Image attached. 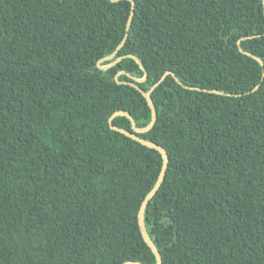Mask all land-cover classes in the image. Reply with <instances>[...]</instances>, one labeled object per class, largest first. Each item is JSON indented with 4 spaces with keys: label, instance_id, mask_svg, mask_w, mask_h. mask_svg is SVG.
Wrapping results in <instances>:
<instances>
[{
    "label": "trees",
    "instance_id": "1",
    "mask_svg": "<svg viewBox=\"0 0 264 264\" xmlns=\"http://www.w3.org/2000/svg\"><path fill=\"white\" fill-rule=\"evenodd\" d=\"M134 1L0 0V264H158L128 82L162 264H264V0Z\"/></svg>",
    "mask_w": 264,
    "mask_h": 264
},
{
    "label": "water",
    "instance_id": "2",
    "mask_svg": "<svg viewBox=\"0 0 264 264\" xmlns=\"http://www.w3.org/2000/svg\"><path fill=\"white\" fill-rule=\"evenodd\" d=\"M111 1H119V0H111ZM132 3V11H131V14H130V17L128 19V22H127V32L125 34V37L122 41V43L120 44V46L118 47V49L116 50V52H114L111 56L107 57V58H104L102 59L99 63H98V67L102 70H108L114 66H116L124 57H121V58H118L117 60L109 63L108 65H105L103 66L102 64L106 61H110L112 59H114V57H116L118 51L120 49L123 48V46L125 45L127 39H128V31L130 29V26H131V23H132V20L134 18V9H135V1L134 0H128ZM127 57H131L133 59H135L140 65H141V68L145 71V68L144 66L141 64L140 60L133 56V55H128ZM125 73L124 71H121L117 76H116V81L118 83H122L119 81V76L121 74ZM170 72H168L166 75H169ZM166 75L164 77H162V79L158 82V84L156 86H158L159 84H161V82L164 80V78L166 77ZM135 82H143L146 80L147 78V73L145 72V78L143 79H137V78H134L132 76H130ZM128 85L136 88L137 90H139L143 96L146 98L147 100V103L149 105V107L151 108V111H152V120L151 122L149 123L148 126L144 127V128H138L135 124V120L134 118L132 117L131 114H129L128 112H125V111H119V112H116L109 120V124H110V127L112 130L114 131H117V132H120L121 134L127 136V137H130L134 140H136L137 142L141 143L142 145L146 146V147H149V148H153V149H156L158 150L162 156H163V166H162V170H161V173L159 175V179L157 181V184L155 185V187L151 190V192L146 196L145 200L143 201L142 203V206H141V209H140V212H139V223H140V228H141V232H142V235L144 237V240L145 242L148 244V246L152 249V251L155 253L156 255V258L158 260V264H162V257H161V254L159 252V250L157 249V247L155 246L151 236L149 235L148 231H147V227H146V224H145V213H146V208L149 204V202L152 200V198L158 193L164 179H165V175H166V172H167V168H168V164H169V156H168V153L167 151L160 145L156 144V143H153V142H150V141H147L143 138H141L138 134H144V133H147L149 132L155 125L156 121H157V109H156V106L152 100V97H151V92H146L144 91L140 86H138L136 83L134 82H128L127 83ZM117 116H126L130 119L131 123H132V128H133V131H128V130H125V129H122V128H119L115 125H113V120L117 117ZM124 264H141L139 262H135V261H130V262H126Z\"/></svg>",
    "mask_w": 264,
    "mask_h": 264
}]
</instances>
